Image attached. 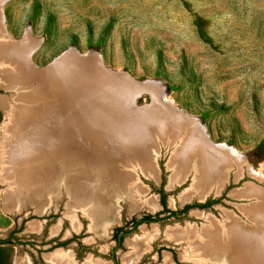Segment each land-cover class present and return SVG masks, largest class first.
<instances>
[{"label": "rangeland", "instance_id": "1", "mask_svg": "<svg viewBox=\"0 0 264 264\" xmlns=\"http://www.w3.org/2000/svg\"><path fill=\"white\" fill-rule=\"evenodd\" d=\"M0 21L7 40L20 43L25 37L32 46L26 64L46 72V86L50 83L53 95L62 90L51 81L55 76L61 85L69 86L71 108L83 109L89 127L107 136L87 140L85 147L94 157L101 156L99 147L105 150L110 145L108 138L128 143L127 138L119 139V131L126 134L138 126L143 110L151 116L162 112L164 102L196 121L209 144L233 148L235 156L241 157L227 167L221 191L215 193L213 188L203 199L194 193L181 203L196 174L192 169L182 183L172 184V170L167 166L179 141L172 145L160 141L151 155L157 176H145L140 168L132 170L136 186L143 190L138 198L141 207L130 212L126 196L109 201L119 223L107 226L104 234L92 229L87 212L71 208L66 185L78 173L93 186L97 176L112 170L108 164L83 159L75 165L72 160V166L61 169L63 176L52 183L56 190L48 194L41 212L38 204L29 201L20 202L24 205L20 212L6 210V185L0 183V242L12 238L0 245V264L22 260L47 264L45 257L56 251L73 255L76 264L88 260L130 264L137 255L129 242L147 238L140 258L132 264H198L181 257L187 245L167 232L185 227L201 230L208 227V220L223 225L230 217L244 227H263L264 234V223L257 224L245 213L257 203L262 210L264 204L253 197H238L248 190L264 196V0H3ZM69 55L77 65H66ZM51 68L62 71L47 72ZM147 81L156 86L149 90L133 86ZM31 85L29 91L34 92L38 84ZM15 96L0 85V97L14 101ZM123 105L132 108L138 120L133 115L114 130L109 108L118 112ZM6 122L7 114L0 108V147ZM108 148L119 152L122 147L111 144ZM150 198L157 205L154 212L144 204ZM146 217L151 222H141ZM135 222L139 224L134 226ZM31 223L37 229H31ZM117 229L121 232L116 234ZM260 238L257 244L262 241L263 246L256 248L258 254L261 248L264 251V238Z\"/></svg>", "mask_w": 264, "mask_h": 264}, {"label": "bare ground", "instance_id": "2", "mask_svg": "<svg viewBox=\"0 0 264 264\" xmlns=\"http://www.w3.org/2000/svg\"><path fill=\"white\" fill-rule=\"evenodd\" d=\"M2 1L0 0V5ZM31 47L25 37L20 43L7 40L3 32L2 21H0V85H3L6 90L14 91L16 95L14 101L0 97V108L6 112L8 117L0 147V183L6 185L3 192L6 210L20 212L24 206L20 202L24 201L23 204L29 201L38 204L40 209L37 210L41 212L43 210L41 207L43 208L48 200V194H52L56 190L52 183L63 176L60 173L63 174L65 168L72 166L71 161L74 160V164L77 165V163L81 164L83 159L92 160L98 164H108L112 170L108 174L97 176L96 184L93 186L89 185V179L83 178L77 173V176L73 177L75 180L69 179L66 190L70 192L71 208H81L87 212L92 225L95 226L92 229L104 234V229L107 226L115 221L119 223L116 219L115 209L109 201H114V198L118 196H126L130 212L141 207L138 198L143 190L142 187L136 186L137 178L132 170L140 168L145 176L152 178L157 176L158 173L152 163L151 155L153 149L158 148L157 144L160 141L170 145L179 141L176 152L167 166L172 170V184L182 183L186 174L192 169L196 174L193 180L194 184L192 183L191 188L181 195V203H186L194 193L203 199L213 188L215 193L221 191L227 179V167L233 162L232 160L234 162L241 161V157L235 156L233 148L209 144L197 122L188 120L181 112L173 110L172 104L168 100L171 105H167L163 101L165 108L162 112H157L158 114L153 112L155 115L151 116L149 111L144 112L143 110V113L140 111L144 116L147 114L148 118L138 117L143 119L140 120L141 123L136 121L137 124H140L132 128L130 132L127 131L126 134L119 131V139L127 138L128 143L122 145L120 142L116 143L112 138H108V144L121 145L123 150L121 148L117 152L114 148H108L110 145L106 149L104 148L105 150L99 147L97 153H100L101 156L94 157L91 151L85 147L87 140H97L98 137L102 140V135L104 138L107 136L98 130L96 132L93 126L89 127L90 124L82 116L84 110L79 109L80 106L76 107L80 111L71 108V104L69 105L68 102L73 100L69 86L61 85L58 77L48 74V76H52L51 81L58 83L62 88L59 95H53L50 83L49 86H46V72H37L26 64ZM68 57H65L64 61L67 66L68 64L77 65L78 62L71 59V55ZM57 60H54L52 64H55ZM88 67L89 64L85 66V68ZM56 70V68H51L47 72L56 74L58 72ZM59 71L58 74L62 70ZM33 81L37 82L38 86L34 92H31L29 90ZM153 84L155 87L156 83L148 81L139 85L133 84V86L138 90H149ZM109 109L113 110L109 114L112 120L109 119V121L110 127H114V130L120 129V123L130 120L133 115L137 118L132 108L124 105L118 112H115L116 109L113 106ZM107 130L109 131V128ZM126 151L129 153L125 154ZM47 154L49 155L48 159L45 157ZM121 158H123L122 163L118 162ZM81 181L82 183H80ZM95 186L99 188L97 191L92 190ZM238 197L247 199L253 197L257 202L261 201L264 204V196L251 190L239 193ZM150 199L146 200L144 204L150 212H154L157 205L152 198ZM112 203L114 204V202ZM255 205V208L246 210L245 213L251 220L254 219L256 223L262 224L264 223V208L260 210L262 205L257 206L259 203ZM206 218L208 219V216ZM208 221L209 224H206L208 227L202 226L201 230H196L195 227H185V229L178 228L167 232L178 243L187 245L186 254L181 256L182 258L192 259L198 264H264L263 249H260L259 254L256 251L259 246L257 244L259 238L261 236L264 238L263 231L261 233L263 227L258 225L254 228L244 227L230 217L223 225L217 224L215 222L217 220ZM30 227L37 229L35 224ZM105 230L107 231V229ZM257 233L258 235H256ZM146 241L148 238L141 242L131 240L129 244L133 246L132 253L140 255L144 251V242ZM261 242L260 246H263ZM135 260L137 258L131 257L130 264ZM45 261L47 264H76L73 255L63 254L60 251L46 256ZM17 264L27 263L22 260ZM84 264L99 263L88 260Z\"/></svg>", "mask_w": 264, "mask_h": 264}, {"label": "flooded vegetation", "instance_id": "3", "mask_svg": "<svg viewBox=\"0 0 264 264\" xmlns=\"http://www.w3.org/2000/svg\"><path fill=\"white\" fill-rule=\"evenodd\" d=\"M141 222H144V221H141ZM138 224H139V222H135V223H134V226H137ZM134 228H135V227H134ZM120 230H121V229H117V230H116V234L119 233V232H121ZM118 236H119V235H118ZM118 236L116 237V239H117V243L120 244V243H121V242H120L121 240H120V238H118ZM11 237H12V235H11ZM11 239H12V238H8V239H6L5 241H1V242H0V245L9 244L10 241H11ZM140 256H141V255H138V256H136L135 258L138 259V258H140ZM135 261H137V260H135Z\"/></svg>", "mask_w": 264, "mask_h": 264}, {"label": "trees", "instance_id": "4", "mask_svg": "<svg viewBox=\"0 0 264 264\" xmlns=\"http://www.w3.org/2000/svg\"><path fill=\"white\" fill-rule=\"evenodd\" d=\"M162 205L164 206V202L163 201H162ZM143 221L144 222H151V219H149V218L146 217L145 219H143Z\"/></svg>", "mask_w": 264, "mask_h": 264}]
</instances>
